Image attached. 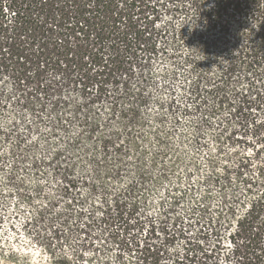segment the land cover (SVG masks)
I'll return each mask as SVG.
<instances>
[{
    "label": "trees",
    "instance_id": "trees-1",
    "mask_svg": "<svg viewBox=\"0 0 264 264\" xmlns=\"http://www.w3.org/2000/svg\"><path fill=\"white\" fill-rule=\"evenodd\" d=\"M212 1L211 7H205L204 0H9L8 4L0 0V74L9 72L15 81L17 99L12 106L29 109L34 124L41 122L47 127V136L43 137L63 141L51 157L35 161L34 166L51 163L62 181L61 196L65 200L58 212L62 222L53 227V233L61 238V233L72 226L78 237L80 264L87 262L85 251H93L92 239L100 238V233L118 244L120 258L121 233L133 228L141 230L144 218L148 222L143 240L157 233L162 237L159 246L146 242L142 249L139 241H134L136 250H141L138 260L145 264L155 263L152 260L159 259L162 247L176 239L181 245L174 264H214L216 244L211 241L220 235L222 227L232 225L235 228L228 234L233 243L234 264H264V191L241 214H236V201L225 193L223 201L211 209L209 188L213 183L230 181L229 167L224 165L217 171L212 158L207 159L209 173L198 181L200 191L191 198L190 207L181 213L176 210L183 198L196 189L193 183L183 191L178 187L167 191L169 205L163 207L157 222L139 213L145 203L144 186L148 180L157 184L168 178L174 168L159 160L171 152L161 126L162 114L153 116L156 126L152 131V151L144 143L149 138L141 113L147 102L146 76L139 72H144L147 59L166 57L171 66L165 73L170 77L180 74L186 79L184 95L179 101L170 98L167 110L192 118L196 143L201 139L199 128L208 118L225 108L234 113L243 109L232 105L240 98L233 86L258 75L255 71L260 65L264 71V50L259 55L260 46L255 41L259 16L256 12L264 9V0ZM230 6L235 7L234 14H241L246 21L252 12L255 23L245 26L241 19L230 40H226L223 34L229 31V22L224 17ZM160 9L169 19L158 27ZM5 10L9 11V19L5 18ZM130 10L135 15H145L133 18ZM177 15L189 23L175 28L172 20ZM141 18L143 24L139 22ZM194 23H200L202 29L194 31ZM216 29L222 34L219 39L208 34ZM223 40L229 41L227 47ZM50 72L61 73V80L50 78ZM72 78L82 91L81 101L62 95ZM5 100L6 95L0 93V111L7 106ZM104 101L107 106L101 112L97 104ZM242 103L240 99L239 104ZM158 105L162 107L161 102ZM172 119L173 125L179 121L178 117ZM72 129L75 132L70 135ZM214 138L219 142L221 135ZM76 153L87 164L79 170L80 177L74 175L70 158ZM146 155L150 166L160 165L156 176L143 163ZM131 156L134 177L119 187L117 181L126 173L124 160ZM242 167L237 166L236 175H241ZM80 185H85L89 194L102 190V205L90 204L87 214L81 207L75 209L77 220L71 223V205H83L87 200L76 192ZM98 227L99 233L94 235L92 228Z\"/></svg>",
    "mask_w": 264,
    "mask_h": 264
},
{
    "label": "rangeland",
    "instance_id": "rangeland-1",
    "mask_svg": "<svg viewBox=\"0 0 264 264\" xmlns=\"http://www.w3.org/2000/svg\"><path fill=\"white\" fill-rule=\"evenodd\" d=\"M3 1H8L6 4L9 3V0ZM204 4L205 7H211L213 1L204 0ZM234 8L230 6L225 12L224 18L229 22V31L223 34L226 40H230L241 19L245 21V26L255 23L252 18L255 15L252 16V12L248 14L246 21L241 14H234ZM5 12L7 14L5 18L9 19V11L5 10ZM127 12L129 17V11ZM256 13L259 16L255 41L257 46H260L259 55H262L264 9ZM130 14L133 18L145 15H135L133 10H130ZM168 16L164 9H160L156 25L163 26L168 22ZM176 17L172 20L175 28L189 23L182 15ZM139 22L143 24L144 19L141 18ZM200 25V23H194L192 29L199 31L202 29ZM208 34L216 39L222 36L217 29ZM224 43L227 47L229 41H224ZM145 65L144 72H139L146 76L144 89L147 96V102L142 107L141 113L146 120L145 133L150 139L148 138L144 143L152 151L151 146L154 144L152 131L156 126L153 116L158 113L162 114L164 121L161 126L166 135V145L171 152L159 160L161 163L167 161L174 168L170 171L168 178H164L157 184L153 185L148 180L144 186L145 203L141 204L139 213L148 215L150 219L157 222L163 207L169 205L167 191H171L174 187L183 191L186 186L193 183L196 189L192 190V194L183 198L184 200L176 210L181 213L185 208L190 207L191 198H194L200 191L201 184L198 181L209 173L210 167L207 159L212 158L216 161L217 171H221L224 165L229 167L230 181L226 184L213 183L209 188L211 209H215L223 201L225 193L228 199L236 201V214H241L264 191L263 65L256 68L255 72H258V75H251L248 79L239 81L233 86L240 98L236 99L232 105L243 109H238L235 113L232 111V114L229 109L225 108L221 113L208 118V121L199 128L198 135L201 139L197 143L194 141L196 130L192 126V118L181 115L179 111L167 110L170 98L179 101L184 95L186 79L180 74L170 77L165 73L170 68L171 62L164 56H151ZM50 73V78L61 80V73ZM73 80L75 78H72L69 85L64 87L62 95L70 100L81 101L82 91ZM14 87L15 81L9 72L0 74V93L6 95L7 104L3 111H0V264H80L81 260L77 256L80 249L78 237L73 232L72 226L61 233V238H57L53 233V227L59 226L62 222L58 217V212L62 210L63 200H65L61 196L62 181L51 163L40 162L37 167L34 166L35 161L38 162L43 157H51L54 149L63 146V141L57 137H43V134L47 136V127L40 120V123L35 125L29 109L18 105L12 106L17 99ZM240 99H243L244 103L239 104ZM158 102L162 103V107L158 105ZM106 106L105 101L97 104L101 112ZM194 116L198 117L197 114ZM43 117L46 118L44 114ZM174 117L179 118L175 125L172 119ZM33 125L35 128L31 129ZM74 132L75 129H72L70 135ZM218 135H221V139L216 142L214 137ZM144 143L141 142V145ZM70 158L75 169L74 175L80 177L82 173L79 170L87 164L77 153ZM149 159V155H146L143 163L149 169L150 174L156 176L160 165L150 166ZM124 163L126 173L117 181L116 185L119 187L126 186L134 177V157H126ZM241 164L243 165L241 175H236L235 169ZM76 192L87 200L83 205L71 203L73 208L68 217L71 223L77 220L75 209L81 207L82 211L87 214L91 211L90 204L97 207L102 205L100 201L102 190L98 189L97 192L89 194L86 186L80 185ZM37 212L41 214L38 215ZM95 214L99 215V210H96ZM147 222V218H144L141 230L133 228L121 233L120 243L123 250H121L120 258L117 257L118 244L110 242L107 236L101 233L100 238L94 236L93 251H85L84 258L87 261L85 264H145L138 260L141 250H136L134 241L138 240L139 249H142L146 242L159 246L162 240L158 233L154 237L143 240ZM234 228V225L222 227L220 235L211 241L212 244H216L214 264H234L233 243L228 234ZM98 229L99 227L92 228L94 235L99 233ZM131 242L132 245H130ZM180 245L181 241L176 239L174 243L163 246L158 253L159 259H153L152 262H155L153 264H174L173 260L180 251Z\"/></svg>",
    "mask_w": 264,
    "mask_h": 264
}]
</instances>
